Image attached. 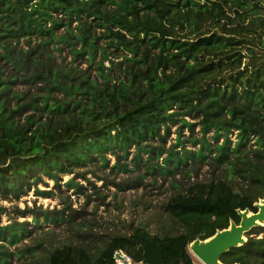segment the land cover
<instances>
[{
  "label": "trees",
  "instance_id": "trees-1",
  "mask_svg": "<svg viewBox=\"0 0 264 264\" xmlns=\"http://www.w3.org/2000/svg\"><path fill=\"white\" fill-rule=\"evenodd\" d=\"M61 44L87 69L58 62ZM185 117L199 120L202 138L192 142L199 149L186 150L180 135L166 150L171 124L195 126ZM133 147L134 166L145 173L174 175L209 158L224 178L169 199L165 210L179 234L138 226L100 249L70 245L38 255L28 247L22 260V250L10 247L32 230L14 221L0 226V264L15 257L22 264H119L118 253L133 264H194L193 241L238 225L239 209L257 212L264 198V0H0V195L18 199L43 175L58 183L60 173L105 167L107 154L125 158ZM43 215L53 225L63 221ZM252 233L221 262L264 264V227Z\"/></svg>",
  "mask_w": 264,
  "mask_h": 264
},
{
  "label": "rangeland",
  "instance_id": "rangeland-1",
  "mask_svg": "<svg viewBox=\"0 0 264 264\" xmlns=\"http://www.w3.org/2000/svg\"><path fill=\"white\" fill-rule=\"evenodd\" d=\"M65 32L66 28L63 27L58 29L57 34L62 35ZM60 46H63L60 55L55 52L58 62H81L80 69H87L88 64L84 60L74 61V55L69 47L62 44ZM176 118L180 120L179 116ZM185 119L195 126L190 129L182 126L180 121L171 124V133L164 145L166 150L176 144L180 135L182 141H185L186 150L199 149V145L192 143L194 139L202 138L199 120L191 117ZM162 134H165L164 129ZM212 135L207 134V138ZM230 137L234 145L237 141L236 132ZM222 142L223 140L219 144ZM254 142L253 140L251 144ZM152 144L159 145L158 141ZM181 149L182 146H179L177 150ZM135 153L136 149L133 147L125 158L117 159L116 156L107 154L109 160L107 166H90L76 169L70 174L60 173L58 183L43 175L30 188H26L18 199L13 196L3 198L0 195V207L6 209V212L0 213V226L17 221L32 230L23 241L11 246L10 249L15 251L16 248H20L23 252L22 260L29 256L28 247L33 248L38 255H47L57 248L63 251L65 246L70 245L100 249L113 236L131 234L132 228L138 226L144 227L153 235H176L182 229L165 210L169 199L180 191L185 192L188 185L224 178V168L215 166L209 158L194 164L189 162L187 167L182 166L174 175H161L157 170L145 173L144 168L137 170L134 166ZM166 156L164 154L155 162L161 165ZM146 159L147 154L143 153V162ZM121 164L126 165L131 171L116 167ZM69 180H73L78 187L68 186ZM233 187L240 191L238 181L233 182ZM38 192L46 194L41 195ZM27 208L32 212L26 215L17 212ZM45 212L51 215L61 214L63 221L57 225L47 223L43 217ZM35 216L39 218V228L34 227ZM250 232L252 233V230ZM251 237L262 238L263 234L252 233ZM190 255L196 264H202L191 253ZM20 261V258L18 260L15 257L12 264H22L23 261Z\"/></svg>",
  "mask_w": 264,
  "mask_h": 264
},
{
  "label": "water",
  "instance_id": "water-1",
  "mask_svg": "<svg viewBox=\"0 0 264 264\" xmlns=\"http://www.w3.org/2000/svg\"><path fill=\"white\" fill-rule=\"evenodd\" d=\"M254 207L257 212L237 210L240 217L238 225L231 221L227 229L217 231L212 237L206 240L196 239L189 245L188 251L202 264H224L220 260L223 254L243 246L248 241L247 234L254 228L264 227V199L256 202ZM116 260L123 262V255L118 253Z\"/></svg>",
  "mask_w": 264,
  "mask_h": 264
},
{
  "label": "built area",
  "instance_id": "built-area-1",
  "mask_svg": "<svg viewBox=\"0 0 264 264\" xmlns=\"http://www.w3.org/2000/svg\"><path fill=\"white\" fill-rule=\"evenodd\" d=\"M123 257H124V261L123 262H125L127 264H133L132 260L130 259V257L125 256V255H123ZM118 262H119V264H123V262H120V261H118ZM138 264H142V263H138Z\"/></svg>",
  "mask_w": 264,
  "mask_h": 264
},
{
  "label": "crops",
  "instance_id": "crops-1",
  "mask_svg": "<svg viewBox=\"0 0 264 264\" xmlns=\"http://www.w3.org/2000/svg\"><path fill=\"white\" fill-rule=\"evenodd\" d=\"M194 264H196V263L194 262Z\"/></svg>",
  "mask_w": 264,
  "mask_h": 264
},
{
  "label": "bare ground",
  "instance_id": "bare-ground-1",
  "mask_svg": "<svg viewBox=\"0 0 264 264\" xmlns=\"http://www.w3.org/2000/svg\"><path fill=\"white\" fill-rule=\"evenodd\" d=\"M259 224V223H258Z\"/></svg>",
  "mask_w": 264,
  "mask_h": 264
}]
</instances>
